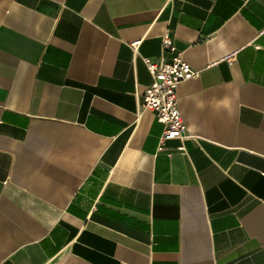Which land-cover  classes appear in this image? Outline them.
Segmentation results:
<instances>
[{
    "label": "crops",
    "instance_id": "0c3cea01",
    "mask_svg": "<svg viewBox=\"0 0 264 264\" xmlns=\"http://www.w3.org/2000/svg\"><path fill=\"white\" fill-rule=\"evenodd\" d=\"M0 264H264V0H0Z\"/></svg>",
    "mask_w": 264,
    "mask_h": 264
},
{
    "label": "built area",
    "instance_id": "2783aa9c",
    "mask_svg": "<svg viewBox=\"0 0 264 264\" xmlns=\"http://www.w3.org/2000/svg\"><path fill=\"white\" fill-rule=\"evenodd\" d=\"M141 42L131 44L132 49L137 52ZM163 51L172 54L171 63L156 62L153 59L144 58L148 72L152 77V83L142 97V107L154 112L159 123L165 130L159 142L164 146L166 142L173 140L186 141L192 139L187 134L183 116L179 109L177 89L181 83L187 80L200 78V72L191 68L183 59L174 45L170 33L162 38ZM179 152L186 153L183 146L178 148Z\"/></svg>",
    "mask_w": 264,
    "mask_h": 264
}]
</instances>
